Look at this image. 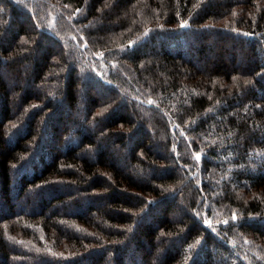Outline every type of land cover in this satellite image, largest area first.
I'll return each instance as SVG.
<instances>
[{
    "label": "trees",
    "instance_id": "obj_1",
    "mask_svg": "<svg viewBox=\"0 0 264 264\" xmlns=\"http://www.w3.org/2000/svg\"><path fill=\"white\" fill-rule=\"evenodd\" d=\"M0 264H264V0H0Z\"/></svg>",
    "mask_w": 264,
    "mask_h": 264
},
{
    "label": "snow or ice",
    "instance_id": "obj_2",
    "mask_svg": "<svg viewBox=\"0 0 264 264\" xmlns=\"http://www.w3.org/2000/svg\"><path fill=\"white\" fill-rule=\"evenodd\" d=\"M182 26H184V25H182ZM197 159H199V157H197Z\"/></svg>",
    "mask_w": 264,
    "mask_h": 264
}]
</instances>
